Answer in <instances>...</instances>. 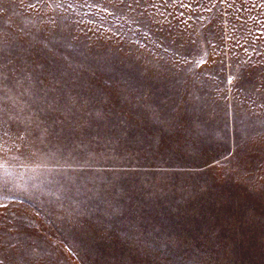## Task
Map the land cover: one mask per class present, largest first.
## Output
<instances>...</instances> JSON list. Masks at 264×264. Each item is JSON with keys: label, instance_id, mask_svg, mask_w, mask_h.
Instances as JSON below:
<instances>
[{"label": "rangeland", "instance_id": "374dc122", "mask_svg": "<svg viewBox=\"0 0 264 264\" xmlns=\"http://www.w3.org/2000/svg\"><path fill=\"white\" fill-rule=\"evenodd\" d=\"M0 264H264V0H0Z\"/></svg>", "mask_w": 264, "mask_h": 264}]
</instances>
